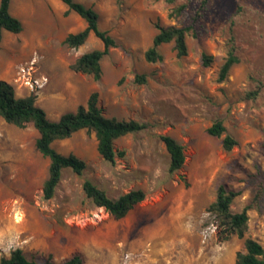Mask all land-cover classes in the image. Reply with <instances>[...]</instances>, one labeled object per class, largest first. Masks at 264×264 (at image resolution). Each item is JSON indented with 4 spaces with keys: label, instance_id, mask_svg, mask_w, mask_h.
Masks as SVG:
<instances>
[{
    "label": "rangeland",
    "instance_id": "obj_1",
    "mask_svg": "<svg viewBox=\"0 0 264 264\" xmlns=\"http://www.w3.org/2000/svg\"><path fill=\"white\" fill-rule=\"evenodd\" d=\"M75 1L93 8L99 29L116 41L101 61L100 79L75 73L69 65L86 52L101 50L102 43L90 35L82 46L68 48L57 31L67 25L75 32L85 24L76 14H56L47 5L45 20L27 15L18 18L22 34L2 33L0 80L17 97L31 94L17 78L18 69L35 58V75L48 79L35 94L36 104L49 120L74 112L97 92L106 117L149 127L115 141L114 164L98 155L94 135L84 130L54 142L57 152L77 156L86 167L81 175L64 170L54 196L44 200L49 162L35 150L37 132L31 125L19 129L0 118V258L19 248L37 262L50 255L54 264L73 256L81 264H234L245 238L264 249V0H209L195 23L197 36L186 38L187 55L177 58L173 44H164L157 63L143 58L157 27L190 24L198 0L174 5L163 0ZM42 2L28 0L36 9H44ZM182 4L184 13L170 17ZM230 37L240 62L218 83ZM203 55L212 57L209 66H203ZM136 75H145V83H137ZM256 87L261 88L258 98L246 99ZM217 120L225 132L208 135ZM162 135L184 148V164L173 173ZM226 135L237 143L230 151L222 147ZM84 180L111 199L132 190H142L145 199L116 221L85 196ZM220 185L240 192L230 206L232 213L260 194L258 206L248 211L242 239L225 238L207 213ZM187 237L195 238L197 246L188 249ZM172 244L177 250L166 260ZM182 249H188L184 256Z\"/></svg>",
    "mask_w": 264,
    "mask_h": 264
},
{
    "label": "trees",
    "instance_id": "obj_2",
    "mask_svg": "<svg viewBox=\"0 0 264 264\" xmlns=\"http://www.w3.org/2000/svg\"><path fill=\"white\" fill-rule=\"evenodd\" d=\"M69 13L76 14L85 22V27L76 33L68 34L63 44L68 48L76 49L82 46L93 34L103 45L101 50H92L77 57L69 69L75 73L89 75L94 81L101 77V61L109 52L110 48L116 47V41L107 32L99 29V15L91 7L75 0H59ZM169 5H174L177 0H163ZM209 0H198V8L192 22L188 25L178 27L169 26L166 28L157 27L151 45L144 51L143 58L147 63H157L162 60L159 47L172 43L177 58L187 55L186 38L197 36L195 23L201 13L207 8ZM10 0H0V43L3 31L19 34L22 31L21 22L9 12ZM186 5L174 7L169 16L178 17L184 13ZM212 57L203 55V66H209ZM240 62L237 47L232 37L227 41L225 58L218 70L217 82L222 83L227 78L231 68ZM135 81L139 84L145 83V75H136ZM261 88L256 87L245 94L248 100H255L259 96ZM0 118L6 123L19 129L31 125L37 132L35 139V150L48 160L47 178L42 184V198L49 200L61 180L64 170H71L76 175H81L86 165L83 160L73 154L63 155L53 148V143L70 138L78 131L92 133L96 141V151L106 162L114 164L116 153L114 143L116 140L132 133L142 132L148 129L146 123L134 120H117L108 118L103 114L102 108L98 106V94L92 92L85 105H79L74 112H67L59 116L56 121L47 118L46 112L37 106L36 95L31 93L27 96L17 97L13 87L4 80H0ZM225 132L221 121H215L208 129L207 134L213 137H220ZM163 142L169 156V173L182 168L185 160L184 148L172 137L162 135L159 137ZM236 141L226 135L222 139V147L230 151L236 146ZM122 157V153L118 154ZM82 190L85 196L98 208H103L113 220H121L145 199L142 190H132L116 199L109 198L105 191L100 189L90 180H84ZM240 195L239 191H229L220 185L216 191L215 200L208 206L207 213L212 216L223 233L225 238L236 235L239 239L244 237L248 230V211L258 206L260 194H257L252 201L238 213H232L230 206L234 199ZM0 264H54L49 255L44 261L37 262L28 259L21 249L12 250L8 257H1ZM61 264H81L78 256H73ZM234 264H264V249L251 238L243 240V251H238L234 256Z\"/></svg>",
    "mask_w": 264,
    "mask_h": 264
},
{
    "label": "crops",
    "instance_id": "obj_3",
    "mask_svg": "<svg viewBox=\"0 0 264 264\" xmlns=\"http://www.w3.org/2000/svg\"><path fill=\"white\" fill-rule=\"evenodd\" d=\"M59 1V0H58ZM57 0H43V5H44V9L40 6L38 9H36L35 7H33L32 4L28 3V0H10V5H9V12L10 14L15 17V18H21L27 15H32L35 16L37 19H41V20H45L44 17V12L45 8L47 7V5H49L51 7V9L53 10L54 13L58 14L60 12H65L67 10L66 6L63 7ZM63 4V3H62ZM64 5V4H63ZM81 19V18H80ZM84 22V21H83ZM85 24V22H84ZM42 27V26H41ZM85 27V26H84ZM83 29V28H82ZM81 29V30H82ZM80 31V30H79ZM79 31H75L72 32L69 29V26L67 25H63L57 32L58 36L62 38V41H64L65 37L70 34V33H76ZM4 32V31H3ZM23 30L21 31V33L16 34V35H20L22 34ZM12 34V33H11ZM93 35V34H90ZM89 35V37H90ZM88 37V38H89ZM51 38V36L48 35L47 40H49ZM153 39V38H152ZM91 94V93H90ZM88 99V98H87ZM86 104V103H85ZM56 121V120H55Z\"/></svg>",
    "mask_w": 264,
    "mask_h": 264
},
{
    "label": "built area",
    "instance_id": "obj_4",
    "mask_svg": "<svg viewBox=\"0 0 264 264\" xmlns=\"http://www.w3.org/2000/svg\"><path fill=\"white\" fill-rule=\"evenodd\" d=\"M36 59L33 58L29 64L21 66L18 69V78L22 86H24L29 92L37 94L48 83V79L45 76H36L34 72Z\"/></svg>",
    "mask_w": 264,
    "mask_h": 264
},
{
    "label": "bare ground",
    "instance_id": "obj_5",
    "mask_svg": "<svg viewBox=\"0 0 264 264\" xmlns=\"http://www.w3.org/2000/svg\"><path fill=\"white\" fill-rule=\"evenodd\" d=\"M100 217V216H99ZM184 241H186L187 243H188V249L191 247V248H193V247H195V246H197V240L195 239V238H192V237H187V238H184L183 239ZM179 241H181V240H179ZM173 242V241H172ZM177 243V242H176ZM180 245V244H179ZM176 244H172V246H171V248L166 252V254L168 255V257H166V260L167 259H170V258H172V255L174 254V252H175V249H176ZM148 248V247H147ZM188 249H182L181 250V252H179V254H180V256H184L186 253H187V250ZM177 250V249H176ZM115 251V250H114ZM179 251V250H178ZM165 253V252H164ZM162 255V254H161ZM162 256H164V254L162 255ZM143 258H150V255H143L142 256ZM153 258V257H152ZM157 259V258H156ZM181 259H182V257H181ZM178 260H180V258L178 259Z\"/></svg>",
    "mask_w": 264,
    "mask_h": 264
}]
</instances>
